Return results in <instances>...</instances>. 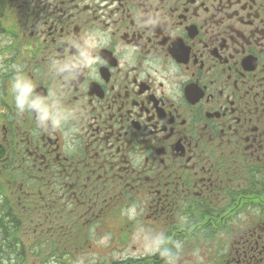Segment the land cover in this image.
I'll list each match as a JSON object with an SVG mask.
<instances>
[{
	"label": "flooded vegetation",
	"instance_id": "af4514ba",
	"mask_svg": "<svg viewBox=\"0 0 264 264\" xmlns=\"http://www.w3.org/2000/svg\"><path fill=\"white\" fill-rule=\"evenodd\" d=\"M159 12L155 30L136 19ZM92 28L111 44L97 76L62 85L85 113L68 154L16 116L10 66L46 94L48 56ZM132 203L138 223L184 242L180 264L194 249L205 264H264V0H0V264H163L134 241Z\"/></svg>",
	"mask_w": 264,
	"mask_h": 264
},
{
	"label": "clouds",
	"instance_id": "9594fccd",
	"mask_svg": "<svg viewBox=\"0 0 264 264\" xmlns=\"http://www.w3.org/2000/svg\"><path fill=\"white\" fill-rule=\"evenodd\" d=\"M136 19L141 26L155 30L167 23L166 15L163 12L153 13L144 16L136 14ZM111 44V35L100 28L90 29L83 37L68 36L63 41V47L67 54L63 56L49 55L47 58L46 74L55 83L49 88L46 94L37 91V82L26 74L22 64H12L10 71V95L14 112L17 117H31L33 120L32 134L36 137L43 133H60L63 137L65 152L74 154L79 149L78 130L74 122L84 116L81 106L69 107L65 104L66 92L62 85L78 81L84 73L89 78L98 75V66L104 61L98 54V49L108 47ZM121 63L127 68L137 61V54L133 49L122 48L119 52ZM158 56L149 57L146 67L151 68L161 64ZM147 76V73H145ZM178 91V86H175ZM143 157L133 160L134 165L142 163ZM142 208L132 203L121 209V215L127 220L136 222L133 239L139 243L141 250L146 255H158L163 264H180L184 253V242L173 239L165 231H155L146 228L138 223V217ZM182 227L190 228L188 217L182 216L179 219ZM101 243L107 242L110 237L103 235ZM194 264H205L204 257L198 249L193 250ZM48 264H56L55 257H51ZM81 264V261H76Z\"/></svg>",
	"mask_w": 264,
	"mask_h": 264
},
{
	"label": "rangeland",
	"instance_id": "374dc122",
	"mask_svg": "<svg viewBox=\"0 0 264 264\" xmlns=\"http://www.w3.org/2000/svg\"><path fill=\"white\" fill-rule=\"evenodd\" d=\"M103 251V253H106L107 251L104 249V250H102Z\"/></svg>",
	"mask_w": 264,
	"mask_h": 264
}]
</instances>
